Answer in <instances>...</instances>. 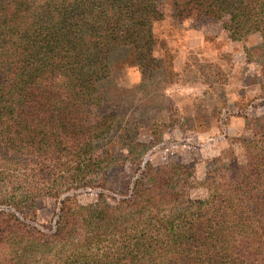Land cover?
<instances>
[{
    "label": "trees",
    "instance_id": "1",
    "mask_svg": "<svg viewBox=\"0 0 264 264\" xmlns=\"http://www.w3.org/2000/svg\"><path fill=\"white\" fill-rule=\"evenodd\" d=\"M205 18L264 38V0H0V264H264V117L203 180L147 161L121 188L136 204L74 192L120 189L110 176L141 144L126 111L151 71L173 73L169 31ZM40 198L58 203L43 231L20 219Z\"/></svg>",
    "mask_w": 264,
    "mask_h": 264
},
{
    "label": "rangeland",
    "instance_id": "2",
    "mask_svg": "<svg viewBox=\"0 0 264 264\" xmlns=\"http://www.w3.org/2000/svg\"><path fill=\"white\" fill-rule=\"evenodd\" d=\"M163 27L168 28L167 23ZM168 36L174 54L173 73L165 80L161 70L151 71L145 79L147 91L139 94L144 101L126 111L127 128L138 132L141 144L130 150L126 145L125 165L110 176L120 189H76L81 203L97 201L103 191L108 203L124 199L136 204L138 200L125 195L123 189L143 177L147 161L155 168L186 163L203 180L213 159L231 144L242 155L239 138L250 137L262 122L264 38L259 33L232 39L221 20L205 18L184 21ZM140 78L137 69L126 70V83ZM160 79L163 81L157 85ZM207 194L203 186L191 189L196 199ZM57 207L54 199L40 198L28 204L20 219L43 231L44 224L55 218Z\"/></svg>",
    "mask_w": 264,
    "mask_h": 264
}]
</instances>
